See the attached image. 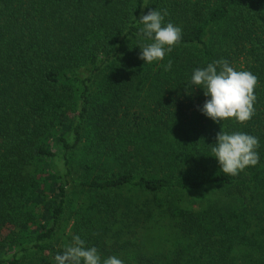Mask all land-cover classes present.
<instances>
[{
    "label": "trees",
    "instance_id": "obj_1",
    "mask_svg": "<svg viewBox=\"0 0 264 264\" xmlns=\"http://www.w3.org/2000/svg\"><path fill=\"white\" fill-rule=\"evenodd\" d=\"M155 9L182 39L144 64L138 20ZM247 46L255 115L216 123L191 75ZM127 100L146 108L138 129ZM221 130L257 137L259 163L224 174ZM73 187L90 197L70 239L98 252L131 221L135 264H264V0H0V264H56Z\"/></svg>",
    "mask_w": 264,
    "mask_h": 264
},
{
    "label": "clouds",
    "instance_id": "obj_2",
    "mask_svg": "<svg viewBox=\"0 0 264 264\" xmlns=\"http://www.w3.org/2000/svg\"><path fill=\"white\" fill-rule=\"evenodd\" d=\"M167 10H149L141 14L138 20L143 27L137 36L151 43L141 44L139 58L144 64L162 61L166 53L182 39V29L171 22L164 24ZM165 71L172 67V61L163 65ZM258 78L250 71H238L226 59H220L196 68L190 84L203 89L208 99L199 110L216 123L234 118L244 124L255 115L254 103L256 96L254 88ZM259 139L244 132L231 134L220 131L216 134L212 156L217 158L221 171L226 175L236 176L246 167L259 163ZM56 264H123L116 256L101 260L96 247H86L85 241L79 235H74L72 242L64 246L62 254H56Z\"/></svg>",
    "mask_w": 264,
    "mask_h": 264
},
{
    "label": "rangeland",
    "instance_id": "obj_3",
    "mask_svg": "<svg viewBox=\"0 0 264 264\" xmlns=\"http://www.w3.org/2000/svg\"><path fill=\"white\" fill-rule=\"evenodd\" d=\"M250 46H247L246 49L242 51H238L239 54H235L234 58H237L235 61L234 68L236 70L239 69H246L247 71H250V66L253 65V62H255V56L252 54L250 51ZM127 109L129 108L131 115V119L128 120L130 122V125H132L134 128H137L138 125H136L137 119H134L136 117H139V115L142 114V112H146V108L142 107V102L139 100H127ZM151 108H147V112L149 113ZM150 114V113H149ZM151 115V114H150ZM138 129V128H137ZM58 150H60V147H56ZM76 155H73V159L76 161ZM78 159V158H77ZM81 159V158H80ZM79 159V160H80ZM78 160V162H79ZM77 163V161L74 163V165ZM60 168H64V161L62 160L61 162L59 161ZM73 166V164H72ZM81 165H78V168L75 170L73 169L74 173L73 176H75L76 179L78 180H88L89 175L86 171H83L80 169ZM86 187H73V190L71 191V195L69 198V207L67 208L66 215L65 217L59 222L57 230H56V235H55V241L57 246L61 247L64 249V246L66 244H70L72 240L70 239V234L72 233V228L74 226V219H73V211L71 210V205L74 202L81 203L85 200H88L90 197V191ZM93 193V192H92ZM124 196L126 198H132L128 191H124ZM94 194V193H93ZM181 194H177L176 196H179ZM176 196H174L176 198ZM186 201H190V197L186 195ZM140 206H143L142 204ZM137 209V208H135ZM130 227H125V231L123 233H120L112 240L113 244L112 245H107L106 250H101L99 251V254L101 256V260L106 259L109 256H116L117 258L121 259L123 261V264H135V261H128L126 258V253H125V247L134 244V242L138 239L136 236L137 233V224H132L131 221H129ZM139 229V227H138ZM140 230V229H139ZM112 234V233H111ZM111 234L108 235V238L111 240ZM199 251V248L197 249V252ZM157 261V259H156ZM155 261V262H156Z\"/></svg>",
    "mask_w": 264,
    "mask_h": 264
}]
</instances>
